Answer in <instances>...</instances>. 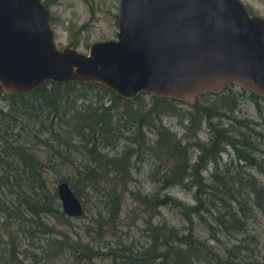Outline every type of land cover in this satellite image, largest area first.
I'll use <instances>...</instances> for the list:
<instances>
[{
    "label": "rangeland",
    "instance_id": "374dc122",
    "mask_svg": "<svg viewBox=\"0 0 264 264\" xmlns=\"http://www.w3.org/2000/svg\"><path fill=\"white\" fill-rule=\"evenodd\" d=\"M241 1L253 13L264 17V0ZM44 2L57 47L68 45L85 52L92 41L114 37L118 0ZM82 82L67 88L66 94L58 100L52 121L40 122L38 134L37 130L35 133L21 132V144L30 152L35 163L40 179L34 186L40 194L51 196L56 192V183L60 181L56 179L62 173L70 175L69 182L79 186L80 210L75 214H65L68 223L60 227L70 239L79 240L90 251L83 255L68 246L54 247L51 244L55 242L52 235L26 221V228L16 233L17 260L13 264H159L164 259L165 263L160 264H264V210L256 207L248 196L250 205L245 214H234L232 210H235L236 204L229 195H225L220 183L236 186L244 192L242 197L250 184L264 187V94L256 93L251 99L248 90L235 83L229 86L230 94H234L232 114L243 120L240 129L248 135L244 149L251 153L252 162L237 159L223 140L214 149L212 143L215 137L210 122H217L218 116L213 115L208 119L198 108L207 100L197 104L194 97L158 96V99H154L149 92L135 93L131 96L135 107L143 111L153 105L150 120L140 127L144 134L140 144L135 125L122 111L123 102L113 104L106 136L111 144L100 146V143H96L93 149L101 153L119 154L123 148L129 147L130 152L123 170L125 187L119 193L116 216L108 220L103 202L104 194H108L107 184L103 179L96 182L91 176L82 175L86 170H98L99 166L91 159L92 153H88L84 147L89 131L78 123L76 115L84 103H107L109 94L101 83ZM27 98L33 103L38 102V98L32 94ZM34 111L39 112L38 107ZM36 116L43 119V115ZM226 121L225 117L220 118L217 126L223 127ZM4 134L5 129L0 126V137H4ZM37 135H47L48 141L57 149V155ZM162 137L167 140L166 143ZM155 144L174 162L186 164V167L198 162L199 168L195 170L201 175L198 196L205 203V208L190 212L188 217L183 214L180 204H194L197 200L186 191V184L182 186L181 182L159 189V192L169 193L180 201L178 204L153 208L132 198L131 190L149 194L158 186L157 175L165 168L153 153ZM167 144L168 147L164 148ZM182 145L185 146L181 154ZM200 154L203 161H199ZM20 172L18 159L5 148L0 138V195L4 201L12 196L13 191L31 192L23 183ZM66 183L71 189L72 185ZM52 199L59 202L58 196ZM221 213L227 215L219 223L215 217ZM44 219L52 221V217ZM101 220L108 221L104 223L103 231L97 230ZM162 223L173 226L178 237L159 243L152 239L153 225ZM2 235L0 246L4 239ZM138 251L140 255L154 252L155 255L146 262L138 260L130 263L124 259V254ZM180 258L183 261H178ZM0 264L12 262L0 254Z\"/></svg>",
    "mask_w": 264,
    "mask_h": 264
},
{
    "label": "water",
    "instance_id": "95a60500",
    "mask_svg": "<svg viewBox=\"0 0 264 264\" xmlns=\"http://www.w3.org/2000/svg\"><path fill=\"white\" fill-rule=\"evenodd\" d=\"M115 23L114 37L81 52L55 45L41 0H0V88L95 81L124 98L189 99L235 83L264 94V17L240 0H118ZM55 187L63 213H78L67 183Z\"/></svg>",
    "mask_w": 264,
    "mask_h": 264
},
{
    "label": "trees",
    "instance_id": "16d2710c",
    "mask_svg": "<svg viewBox=\"0 0 264 264\" xmlns=\"http://www.w3.org/2000/svg\"><path fill=\"white\" fill-rule=\"evenodd\" d=\"M41 1L46 5L44 0ZM77 83L81 84L83 82L69 80L54 82L44 80L33 89L23 93H8L2 91L0 88V126H3L5 129L4 137L2 136L0 138L5 145V148H7L9 152L18 159L23 183H25L31 191H13L11 192L12 196L5 201L0 195V234L4 235H2L4 239L3 244L0 246V254L4 255L6 260L12 262V264L17 260L16 252L18 244L16 233L17 231H23L26 228V221H30L31 224L36 226L40 231L52 235L55 242H52L51 244L54 247L61 245L68 246L78 250L83 255L88 254L90 251L84 243H81L77 239H70L64 232L63 228L60 227L61 224L68 223V216L61 210L59 202L57 203L58 200L52 199V197H57L56 192L54 191L51 196H48L40 194V192L35 189L34 184L40 179L39 174L36 170L35 163H33L30 152L21 144V132L31 131L35 133V130H37L38 134L40 131L38 128L40 122L45 120L47 122L48 120L49 122L52 121L58 100L66 94L68 87L74 86ZM92 83L95 82L92 81ZM230 84L233 83L226 84L221 90L214 93L209 91L197 93L194 95V99L197 104L198 102L201 103L203 100H207L205 104L198 105V108L205 113L208 119L213 118V115L218 116L216 119L217 122H210V127L213 130L215 137V142H211L212 146H215L214 149L219 142L223 140L231 148L237 159L252 162L251 153L244 149L248 135L240 129V127L243 126V120L232 114L234 107V102L232 100L234 94H230L229 92ZM101 86H103L104 90L109 94V101L107 103H84L77 112L76 118L78 123L89 131L86 138L87 143L84 147L88 153H92L93 156L91 157L93 158L91 159L97 162V165L99 166L98 170H86L82 172V175L84 177L91 176L96 182L103 179L107 184L109 188L108 194H104L103 202L108 220H110L116 216L115 211L117 209V200L120 196L119 193L125 187V185H123V181H125L123 170H125L128 162L130 148H123L119 151V154H107L94 150L93 147L96 143H100V146L111 144V140L109 138L106 139L109 130L110 108L113 104L119 102H123L122 111L125 117L135 125L136 134L139 138L138 143H142L144 134L140 127L150 120V109H153V105L150 106V109L148 108L142 111L140 108L134 106L135 103H133L131 97H121L106 86L102 84ZM29 94L38 98V102L33 103L30 98H27V95ZM254 95H256V92L249 91L251 99ZM153 97L154 99H158V96L156 95H153ZM34 106L36 107L34 108ZM37 107L39 112L34 111ZM36 115H43V119H37ZM219 117H225L227 120L223 127L217 126L218 120L220 119ZM77 121L75 120L76 123ZM50 129L49 133L52 134ZM37 136L53 154L57 155V149L52 146L50 141H48L47 135ZM164 141L165 143L167 142L165 139ZM176 144L178 143L176 142ZM176 144H174V146H176ZM155 145L153 153L165 168L163 172L158 173L157 175L158 186L153 193L149 194L137 190H131L130 193L132 198L138 203L141 202L142 204L153 208L165 204H178L180 201H177V199L169 193L159 192V189L163 186L174 184L175 182H181L182 186L186 184V191L197 200L194 204L181 203L180 207L183 214L188 217L190 212L200 207L205 208V203H203V200L201 201L198 196V193L201 190V175L195 171L196 168H199L198 162L192 163V166L186 167V164L174 162L169 155L165 154L159 145ZM184 146L185 145L181 146V154ZM167 147L168 144L164 146V148ZM199 158H201L199 161H203L202 154L199 155ZM56 180H64L70 183L71 176L62 173V175ZM119 182L121 183L120 186H118ZM220 183L223 184L222 188L225 195H229L236 204L235 210H232L234 214H245L250 205L248 202V196H250L249 198L256 207L264 210V187H256L254 184H250L244 197H242L244 192L239 190L236 186L225 184L222 181ZM71 185L73 193L78 197L80 193L79 186ZM218 199L220 198L218 197ZM224 213L215 217L219 223H222L225 220L223 216L227 214ZM44 217H52V221L48 222V219L45 220ZM106 222L108 221H99L97 224V230L103 231V226ZM152 229V239H156L158 243L165 242L170 238L178 237L175 228L164 223L154 224ZM46 245L48 246V244ZM154 253L140 255L139 251L134 253L130 252L124 254V259L130 263L138 260L146 262L153 258L155 255ZM141 256L143 259H141ZM178 261H183V258H180ZM160 263H165V259L160 261L159 264Z\"/></svg>",
    "mask_w": 264,
    "mask_h": 264
},
{
    "label": "flooded vegetation",
    "instance_id": "af4514ba",
    "mask_svg": "<svg viewBox=\"0 0 264 264\" xmlns=\"http://www.w3.org/2000/svg\"><path fill=\"white\" fill-rule=\"evenodd\" d=\"M241 1V0H240ZM242 2V1H241ZM243 6L245 7V9L247 10L248 13H253L250 9H248V7H246V5L242 2ZM118 5V2H117ZM255 14V13H254Z\"/></svg>",
    "mask_w": 264,
    "mask_h": 264
}]
</instances>
